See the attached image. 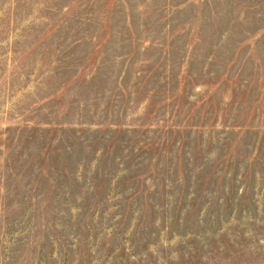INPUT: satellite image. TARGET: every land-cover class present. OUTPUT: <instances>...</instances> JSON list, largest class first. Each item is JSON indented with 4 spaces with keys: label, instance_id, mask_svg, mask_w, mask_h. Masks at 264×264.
Returning a JSON list of instances; mask_svg holds the SVG:
<instances>
[{
    "label": "rangeland",
    "instance_id": "374dc122",
    "mask_svg": "<svg viewBox=\"0 0 264 264\" xmlns=\"http://www.w3.org/2000/svg\"><path fill=\"white\" fill-rule=\"evenodd\" d=\"M0 264H264V0H0Z\"/></svg>",
    "mask_w": 264,
    "mask_h": 264
}]
</instances>
